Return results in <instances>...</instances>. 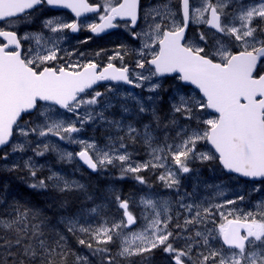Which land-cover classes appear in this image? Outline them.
<instances>
[{
	"label": "snow or ice",
	"instance_id": "snow-or-ice-1",
	"mask_svg": "<svg viewBox=\"0 0 264 264\" xmlns=\"http://www.w3.org/2000/svg\"><path fill=\"white\" fill-rule=\"evenodd\" d=\"M45 5L75 14L71 22L43 20V29L54 34L69 30L98 36L124 28L131 39L141 42L139 49L132 50L138 57L135 67L130 70L124 63L129 52L125 44H120L101 67L91 59L71 62L76 53L58 46L66 36L54 39L45 37L43 31L18 34L14 30L19 23H29L33 13ZM178 7L177 13L170 3L142 8L141 0H0V161L5 162L0 170H19L21 165L14 158L17 153L31 151L33 156H44L51 152L59 161L78 159L92 172L118 166V179L131 176L149 188L140 173L163 169L158 179L164 187L179 191L180 176L193 172L190 162L216 160L228 172L250 178L252 191H264L255 184H264V0H179ZM87 13H96L99 22H89ZM140 21L145 27L139 26ZM190 23L206 25L211 36L199 31L198 39L193 40L187 34ZM117 59L120 66L112 62ZM168 80L173 82L169 111L162 116L159 103ZM104 81L113 83L103 92L96 90L94 86ZM120 83L143 89L148 95L121 94ZM189 86H194L195 94L186 92ZM114 100L122 113L133 118L147 116L149 122L137 128L126 118L109 120L105 112L114 106ZM98 121L125 133L117 137L118 144L100 146L94 140L79 138L85 125ZM160 129L164 130L163 144L155 134ZM50 137L77 144L80 150L67 151ZM125 139L132 143L139 140L149 159L134 161ZM200 144L207 151H199ZM10 156L13 162L8 164ZM38 167L33 157L24 161L23 168L34 180L28 187L51 188L60 194L86 193L84 184L55 171L37 178ZM104 196H111L122 210L119 220L103 221L95 227L81 223L74 215L62 220L69 233L78 231L88 237L78 243L98 257L99 264H114L107 247L114 237L119 241L118 255L141 257V264H152L157 250L167 264H264V202L248 212L228 208L244 201L243 194L209 206L181 202L180 207L190 216L182 225H175L174 234L168 228L172 221L169 201L157 199L152 192L140 196L146 223L133 231L137 217L130 210L129 199H122L114 187ZM65 206L66 201L61 204ZM13 207L14 215L0 220L3 230L14 233L12 239L0 244L7 253L0 256V264H53L52 255L62 249L65 237L60 235L52 247L40 226L31 224L36 214L30 216L31 210L18 203ZM208 224L213 227L208 228ZM189 225L203 226V230L196 227L189 232ZM29 240H34L35 246ZM216 244L219 247H214ZM19 256L24 259L17 261ZM76 259L77 264H91L87 257Z\"/></svg>",
	"mask_w": 264,
	"mask_h": 264
},
{
	"label": "rangeland",
	"instance_id": "rangeland-1",
	"mask_svg": "<svg viewBox=\"0 0 264 264\" xmlns=\"http://www.w3.org/2000/svg\"><path fill=\"white\" fill-rule=\"evenodd\" d=\"M101 1L103 2V0ZM164 3H170V6L173 7L177 11V13L179 12L178 0H158L156 3H153L154 5L153 4L152 5L153 6L163 5ZM145 4L146 2L143 4L142 8H147ZM45 10L46 9L44 8L43 10H40L37 13V15L41 18H37V19L31 18L30 21L32 22L19 23L15 26V29H17V27L18 28L21 27L23 30L22 33L43 31L45 37H53L54 39H58L59 37L66 36V39L59 40L58 46L61 49L65 50L66 52L76 53V55L70 58L71 62H76L77 60H79L80 62H87L90 59L91 60L94 59L89 57L88 53H90L91 50L98 52V49L96 48L92 49L91 46L81 45L88 38V36L77 37L71 35L69 30H65V32L61 34H54L46 29H43L42 22L43 20L48 18L62 19L67 22H71L73 20L72 17L68 15V13L66 12L52 16L50 15L41 16L45 12ZM177 18L179 17L177 16ZM97 20L98 17L94 16L92 19L89 20V22H96ZM33 23L37 25L36 28L25 29V26H30ZM196 26H198L199 28L204 27L203 31L207 35L206 25L201 24ZM140 27H145L143 21H141ZM17 30H19L20 32V29ZM191 38L193 40H196V36L194 34L191 36ZM112 41L114 43H112V47L110 48L111 50L110 56L114 54V52L117 50L120 44H125L128 46L129 52L128 55L124 57V63L127 62L131 63L133 67H135V62L138 57L136 52L132 50L139 49L141 42L131 39L128 33L122 27L119 28L118 32L114 34ZM80 52L85 53V55L81 57L79 55ZM61 55L65 57V60H68L66 59L67 56L65 55L64 52H62ZM117 61L120 63L119 59H117ZM136 71H141V70L136 69ZM172 83L173 82L171 80H168L163 85V87L167 89V91L161 92V96L163 97V99L160 101L159 107L162 116L168 113L169 111V93L171 92ZM109 84H102L95 89L103 92L105 91L106 86ZM117 87L121 94L131 91L133 93H140L145 96L148 95V93L145 92L143 89H137V88L132 89L125 85H117ZM193 90L194 88L188 87L186 89V92L193 93ZM113 104L114 106L108 109L107 112H105V116L109 120H122L126 118L129 122L135 123L137 128L142 127V123L149 122L150 117L141 116L139 118H133L129 114L122 113L119 106L116 105L115 100L113 101ZM205 115L207 114L205 113ZM68 116L71 117V114H68ZM27 119L34 120L35 117H28ZM181 123H183V121H181ZM155 134L160 138L161 144H163L164 130L163 129L157 130ZM123 135H125L123 131H118L117 129L101 121H98L94 125H85L84 130L78 134L79 138L85 140H94L100 146H104L106 143L109 142L118 144L117 137ZM169 135L174 136V132H170ZM18 139H23V138L18 137ZM30 139H34V138H30ZM48 139L56 143H59L60 146L66 149L67 151L77 152L80 150V146L77 144H71L66 141L61 142L56 140V138L54 137H50ZM124 142L128 144L127 151L132 154V159L134 161L142 162L149 159V155L145 146L139 140H137L135 143H132L127 139H125ZM169 142H171V140H169ZM197 147L199 151H207V147L204 144H200ZM133 150L135 151L134 153ZM29 157H33L35 164L37 166H40L38 167L37 178H46L49 175L50 170L61 173L66 178L70 180L79 181L81 184H84L86 186V193L79 191H75V192L80 193L82 196L90 195L91 200H93L94 198L95 200L91 201V203L85 202L87 204H85L84 206H82L80 209L76 210L73 213H68L67 210L62 209L60 204L54 202L55 214L51 215V212H49L50 202L47 201L48 204L45 203V205L33 203L34 206H31L29 205L30 199H32L31 194H29L28 196H21L18 191L17 194L13 190L9 192V188L5 187L3 189L4 193L2 194V197L4 203L7 204L8 206L7 209L8 213L5 214L4 216H0V220L10 219L14 215L13 206L17 203L19 206L30 209L31 210L29 213L30 216H31V212L36 214L35 217H38L40 214L45 213L46 215L44 219L41 218L38 221L37 219L34 218L36 222L32 219L31 224L40 226L41 231L44 233L43 238L46 240L48 244H50L52 241L55 242L60 235H63L65 237V242L62 246V249L59 250V253H55V254L58 256L61 255V257L66 256V258L67 256L73 255L72 261H69L70 263L72 262V264H77V259H76L77 256L87 257L88 260L91 261V264H96L95 263L96 261L93 259L91 254L85 251L88 250L90 252V250L87 247L81 245L85 247V250H81L80 248H78L80 244L76 247L74 246V244H72V241L69 240L68 235H73V234L69 233L67 231V225L62 223V220L65 216L74 215L76 216L77 219L81 221V223H89L92 227H95L103 221H107L108 223H111L114 220H119L122 215V210L118 208L117 204L112 200L111 196H107V198L101 197L97 199V196H95L94 194H89V189L92 187L94 188L101 187L104 189L105 192H107L108 189L114 187L122 199L123 198L129 199L130 210L133 212L134 215H136L138 221V225L136 227H132L131 230L133 231H139L146 223L144 220V215H146L147 213L144 212L143 206L139 204V198L140 196L144 195L145 192H152L155 194V197L157 199L169 201L170 204L169 214L172 216V221L168 225L169 230L175 228V225L177 223H180L182 225L183 222L181 221V219L184 221L186 217L190 216V214L184 208L180 207L181 202L188 204L195 203L201 206H209L212 204L223 203L227 199H236L238 194H243L245 195L244 201H238L236 204L228 206V208H237L243 212L256 211L257 206L261 202H264V191L261 192L252 191L254 187V182L241 181L240 179H238V177H231V178L225 177L224 175L221 174L220 172L221 166L216 160L205 161V162L196 160L194 162H190V167L193 168V172L182 174L180 176L181 183H180L179 191H176L175 189H169L164 187V184H162V182L158 179V174L162 172L163 169H156V170L149 169L147 171H143L140 173V175L144 176L145 180L148 182V185L151 186L149 188L146 185L139 184L137 181L132 179L131 176H128L123 180L118 179L120 175V168L118 166H109L101 172L93 173L87 171L84 165L78 159H75L73 160V162L68 163L66 161H59L57 159L56 154L51 152L46 153L44 156H33V153L31 151H26L24 153H17L15 154L14 158L15 161L21 165V168L15 172L21 173L23 174L24 177H27L29 180L28 182L29 184L33 183L34 180L31 176H29L27 170L23 168L24 161L27 160ZM12 162H13V157L10 156L8 164H11ZM4 163H5L4 161H0V166L4 165ZM9 184L10 183H8V185ZM255 184L256 186H259L262 189H264V184H260L256 182ZM124 187H126L127 190H124L125 189ZM134 187H136V189H134ZM30 192H32L33 194H40V198L41 199L46 198V200L52 196L55 197V195L60 194L56 191H53L51 188L32 189V191ZM49 193H53V194H49ZM67 193H71V192H67ZM67 193H63V194H67ZM35 208H39L41 212H39L38 210L34 211ZM91 208H96L97 211L95 213H92L89 211ZM219 222H220L219 217H216V223ZM196 227H200L201 230H203V226H195V225L188 226V228H191L190 232H192ZM212 227H213L212 224H208V228H212ZM44 228L48 230L44 231ZM176 231L177 229L175 228V232ZM9 233L11 232H7L3 230L2 227H0V240L4 241L5 239H12L14 233H11L10 237H4L5 234H9ZM75 236L78 239L80 238L88 239L87 236H85L84 234L78 231L75 233ZM53 247H56L55 243ZM107 247L111 250V255L114 258V264H130L129 263L130 259L140 258L136 256L129 258L120 257L118 255L119 241L115 237H114V242L108 244ZM214 247H219V244L214 245ZM5 253H6L5 249L3 247H0V256H4ZM56 257L57 256H55V258ZM57 261L58 260H56L55 262ZM155 263H156L155 261L152 262V264Z\"/></svg>",
	"mask_w": 264,
	"mask_h": 264
},
{
	"label": "trees",
	"instance_id": "trees-1",
	"mask_svg": "<svg viewBox=\"0 0 264 264\" xmlns=\"http://www.w3.org/2000/svg\"><path fill=\"white\" fill-rule=\"evenodd\" d=\"M22 176V177H20ZM29 180L27 177H24L23 174L21 173H17V172H8V171H0V214H2L3 216L5 214H7V209H8V206L7 204L4 203L3 201V197H2V194L4 193L3 189L5 187H8L9 188V192L11 190H13L16 194H17V191L20 193L21 196H28L29 194L32 195V199H30V202H29V205L31 206H34L33 203H38V204H43L45 205V203L50 202L49 204V212H51V215L55 214V208H54V202L60 204L64 203L66 201V206L65 207H62V209H65L67 210L68 213H72V212H75L79 206L81 205L82 202L84 201H89V198L87 196H82L80 193L78 192H71V193H67V194H57L52 197H50L49 199L46 200L45 199H41L40 198V194H33L32 192V188L28 187L29 185ZM8 183H10L8 185ZM125 189L124 190H127L126 187H124ZM101 196H103L106 192H103L102 190H99ZM43 193V192H41ZM49 194H53V193H49ZM20 200V199H19ZM6 201V200H5ZM7 203V202H6ZM48 204V203H47ZM34 220V219H33ZM48 229L44 228V231H46ZM10 234H5L4 237H10ZM69 237V240L72 241V244H74V246H78L79 243H78V238L75 236V235H68ZM29 243H32L33 245L36 243L34 240H29L28 241ZM0 243L2 244L3 241L0 240ZM55 242H51L50 244L54 245ZM56 245V244H55ZM55 248V247H54ZM79 248V246H78ZM77 248V249H78ZM75 249V250H77ZM14 251L18 252L20 251L19 249H14ZM7 255V253L4 254V256ZM55 256H57L55 258ZM73 255H70V256H66L65 257H61V255H56L55 253H53L52 255V260L53 261V264H72V262L70 263L69 261H72V258ZM23 256H19L17 257V261L19 260H23ZM56 260H58L57 262H55ZM29 264L28 261H25L24 264Z\"/></svg>",
	"mask_w": 264,
	"mask_h": 264
},
{
	"label": "flooded vegetation",
	"instance_id": "flooded-vegetation-1",
	"mask_svg": "<svg viewBox=\"0 0 264 264\" xmlns=\"http://www.w3.org/2000/svg\"><path fill=\"white\" fill-rule=\"evenodd\" d=\"M90 3H103L101 0H89ZM143 2L144 0H141V7L143 6ZM178 3H179V0H178ZM46 9L45 12L43 13V15L41 16H52V15H57V14H60V13H63V12H66L68 13V15H70L72 17V19H75L70 13L69 11H66V10H58V9H53L47 5L43 6L42 8H40L38 11H35L33 13V15L30 17L31 18H34V19H37V18H41L37 15V13L40 11V10H43V9ZM94 16L98 17L97 14H91L89 16H87V18L90 20L92 19ZM84 19V18H82ZM34 21V20H33ZM32 22V21H30ZM97 23L99 22V20L96 21ZM141 24V21L139 22V25ZM31 25H34V24H31ZM5 26V25H3ZM6 28L8 26H5ZM207 28V26H206ZM17 29H20V32L19 30L18 31V34H22V28H18ZM119 29V28H118ZM204 30V27L203 28H199L198 26H196L195 24H192L190 27H189V30H188V35L189 37L191 38V36L194 34L196 36V39H198L197 37V34L199 31H203ZM71 33V32H70ZM71 35H74V36H77V37H85V36H88V37H91L90 40H87V42H84L82 43L81 45L82 46H91L92 49L93 48H96L98 49V52H100L101 54L99 56H96L94 50H91L90 53H88V56L91 57V58H94L92 60H94L95 62H97L98 64L101 65V67H103L104 65H106L108 63V57H110V48L112 47V43H114L112 40H113V32L109 33V34H106V35H103V36H94L92 35L90 32L88 31H80L79 33H71ZM207 35L211 36V31L207 28ZM212 43V40L209 39V44ZM28 43L25 42V48H28ZM66 59H69L68 57ZM113 63L117 64V66H120V63L117 61V60H114L112 61ZM128 63V62H127ZM125 63V64H127ZM131 69H133V65L131 63H128L127 64ZM120 85H123V84H120ZM138 225V221H137V224L136 225H133L132 227H136ZM174 234L176 233L175 232V228H172ZM191 231V228H189V232ZM179 243V242H178ZM96 264H99V258H96L95 260ZM153 261H155L156 263L155 264H167V261H165L163 255L161 254V252L158 250L155 254H154V259ZM130 264H141V257L140 258H135V259H130L129 261Z\"/></svg>",
	"mask_w": 264,
	"mask_h": 264
},
{
	"label": "bare ground",
	"instance_id": "bare-ground-1",
	"mask_svg": "<svg viewBox=\"0 0 264 264\" xmlns=\"http://www.w3.org/2000/svg\"><path fill=\"white\" fill-rule=\"evenodd\" d=\"M157 1H158V0H145V2H146L145 5H146L147 8H148V7H150V6H153V5H154L153 3H156ZM152 4H153V5H152ZM155 5H156V4H155ZM47 18H48V17H47ZM134 155H135V154H134ZM35 210H38L39 212H41L39 208H35L34 211H35ZM32 214H33V212H31V216H32ZM45 215H46L45 213H44V214H40L38 217H35V219H37V220L39 221L41 218L44 219V218H45ZM0 216H3V215L0 214ZM35 219H34V221L36 222Z\"/></svg>",
	"mask_w": 264,
	"mask_h": 264
},
{
	"label": "water",
	"instance_id": "water-1",
	"mask_svg": "<svg viewBox=\"0 0 264 264\" xmlns=\"http://www.w3.org/2000/svg\"><path fill=\"white\" fill-rule=\"evenodd\" d=\"M70 10V9H69ZM87 14H89V13H87ZM111 30V29H110ZM110 30H107L105 33H107V32H109ZM102 34H104V33H102ZM104 82H108V81H104ZM101 83H103V82H99L97 85H99V84H101ZM97 85H95V86H97ZM94 86V87H95ZM194 87V86H193ZM239 175V174H238ZM243 178H246V177H243ZM246 179H250V178H246ZM251 180V179H250Z\"/></svg>",
	"mask_w": 264,
	"mask_h": 264
}]
</instances>
